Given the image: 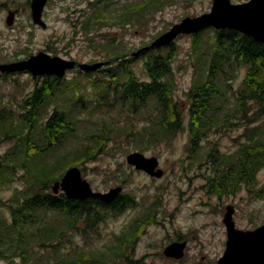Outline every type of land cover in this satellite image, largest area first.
I'll list each match as a JSON object with an SVG mask.
<instances>
[{"label":"rangeland","instance_id":"374dc122","mask_svg":"<svg viewBox=\"0 0 264 264\" xmlns=\"http://www.w3.org/2000/svg\"><path fill=\"white\" fill-rule=\"evenodd\" d=\"M244 1L247 0H232ZM212 2L48 0L43 13L46 27H42L33 22L31 0H0V64L27 59L40 51L77 63H105L90 74L76 67L64 75L65 89L69 92L65 91L61 100L71 106L79 97L86 107L75 110L79 119L77 129L58 155L68 154L70 163H75L77 154L89 144L94 146L91 134H105L106 147L102 154L72 166L81 169L95 191L107 192L122 186L120 195L132 196L134 204L119 216L101 222L95 230L75 231L68 237L60 248L67 254L81 251L78 264H218L226 248L223 218L228 204L235 205L234 220L238 228L252 230L264 223V167L258 171V183L254 186L226 185L225 192L220 193L222 197L217 194L218 182H223V172L228 167L220 165L221 155H235L251 135L259 133L264 138V110L251 105L242 114L236 111V96L245 69L231 81L232 88L223 86L225 96L218 103V123L208 130L201 147L191 151L189 91L196 76L206 70V57L213 41L210 28L197 33L202 41L199 49L193 47L192 35H180L175 40L178 50L173 63L174 98L185 115L184 129L175 134L157 126L153 101L135 112L112 89L106 91L111 77L107 70H99L112 64L105 61L113 57L114 50L118 55L132 58L133 53L150 46L186 16L208 12ZM124 8L128 10L125 13ZM10 11L17 12L13 23L8 25ZM123 13L125 16L121 17ZM201 52L206 57H201ZM146 58L147 54H139L130 63L143 80L148 79L143 66ZM36 83L27 71L0 72V116L9 111H23L22 104ZM53 109L51 104L48 112ZM7 127L5 121L0 122V156L14 143L4 134ZM77 149L79 152L72 153ZM212 149L219 151L215 161L207 159ZM136 151L148 157L156 156L164 170L163 176H150L128 164L127 156ZM22 173L18 170L15 175L2 173L0 177V218L10 214L7 204L24 185L19 177ZM176 239L188 241L185 256L179 260L163 254L165 247ZM54 261L53 256L45 255L31 264ZM0 264L22 263L18 254L8 253L0 257Z\"/></svg>","mask_w":264,"mask_h":264},{"label":"trees","instance_id":"16d2710c","mask_svg":"<svg viewBox=\"0 0 264 264\" xmlns=\"http://www.w3.org/2000/svg\"><path fill=\"white\" fill-rule=\"evenodd\" d=\"M124 10V13L128 11ZM124 13L121 17L125 16ZM209 28L213 32L209 56L201 52V57L207 58V67L203 75L196 76L189 91L187 112L191 151L201 147L208 130L218 123V103L225 96L223 86L232 88L231 81L242 68L245 76L236 96V111L242 114L251 105L264 110V43L234 29ZM192 36L193 47L199 49L202 43L199 34ZM177 50L175 41L164 47L142 48L139 54H147L143 64L147 80L141 79L132 69L130 63L137 56L134 54L132 58H126L125 54L118 55L114 50L113 57L105 61L112 64L99 69L107 70L108 77H111L106 91L112 89L123 103L132 106L133 111H142L153 101L158 119L156 124L169 134L184 129L185 124L183 110L174 98L173 63ZM194 67L197 71L195 64ZM35 80L34 89L22 104L23 111H9L0 116V122L5 121L8 126L5 136L14 141L0 156V177L2 173L9 176L22 170L19 177L24 183L7 204L8 217L0 218V257L16 253L22 264H31L48 255L56 261L47 264H78L81 251L67 254L60 246L75 231H93L109 217L119 216L134 204V198L122 194L107 203L95 198L72 199L63 192L55 194L52 191L51 183L60 180L67 167L102 154L107 137L103 133L91 134L94 146L89 144L81 155L77 154L75 163H70L68 154L58 155L77 129L79 119L75 110L86 105L79 97L71 106L61 100L65 91L69 92L65 89L64 77L45 75L37 76ZM51 104L54 109L48 112ZM218 152L212 149L207 159L217 160ZM221 158L220 165L228 167L223 172V182H218L220 191H217L226 190V185L250 188L258 183V171L264 167V138L259 133L251 135L235 155L223 154ZM39 248L43 251L39 252Z\"/></svg>","mask_w":264,"mask_h":264},{"label":"water","instance_id":"95a60500","mask_svg":"<svg viewBox=\"0 0 264 264\" xmlns=\"http://www.w3.org/2000/svg\"><path fill=\"white\" fill-rule=\"evenodd\" d=\"M47 2L48 0H31L33 22L42 27H46L43 13ZM16 12H9L8 25L13 23ZM209 27L218 30L234 29L264 43V0H247L241 3H234L232 0H213L208 12L198 16H186L158 36L150 46L155 48L168 46L182 34H197ZM140 51L133 54L138 55ZM102 65L103 62L81 63L79 68L89 72L97 70ZM75 66V60L40 51L27 59L0 64V72L28 71L33 76L64 77L66 72ZM127 162L135 169L144 171L153 177H162L164 174L156 156L148 157L144 153L136 151L127 156ZM52 189L54 193L62 191L72 199L95 198L109 203L120 196L123 187H113L107 192L95 191L83 177L81 169L72 166L66 170L60 180L53 183ZM234 212V206L227 205L223 218L227 229L226 249L223 256L218 259V264H264V223L252 230L240 229L236 227L233 218ZM186 247L187 241H174L165 247L163 254L166 257L179 260L185 256Z\"/></svg>","mask_w":264,"mask_h":264},{"label":"flooded vegetation","instance_id":"af4514ba","mask_svg":"<svg viewBox=\"0 0 264 264\" xmlns=\"http://www.w3.org/2000/svg\"><path fill=\"white\" fill-rule=\"evenodd\" d=\"M245 2V1H244ZM78 64V63H77ZM213 180H215V178H213ZM219 184V183H218ZM223 191L225 192V190L223 189ZM221 192H218L217 194H219V197H222L221 196V194H220ZM228 205H233L234 206V208H235V205L234 204H228ZM227 207V206H226ZM235 213V212H234ZM233 218H234V215H233ZM235 221V220H234ZM236 227H237V225H236ZM175 241H187V240H182V239H176ZM174 242V241H173ZM187 247H188V241H187ZM187 247H186V249H187Z\"/></svg>","mask_w":264,"mask_h":264}]
</instances>
